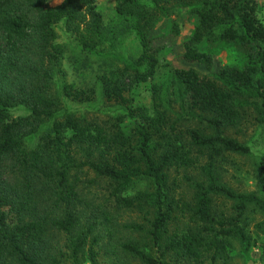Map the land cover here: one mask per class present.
Segmentation results:
<instances>
[{
  "label": "trees",
  "instance_id": "16d2710c",
  "mask_svg": "<svg viewBox=\"0 0 264 264\" xmlns=\"http://www.w3.org/2000/svg\"><path fill=\"white\" fill-rule=\"evenodd\" d=\"M180 9L196 24L163 62L158 24ZM221 43L241 65L213 63L204 47ZM244 121L264 138V0H114L108 23L97 0H0V264L264 248V151L252 189L220 173L252 155L228 135Z\"/></svg>",
  "mask_w": 264,
  "mask_h": 264
},
{
  "label": "rangeland",
  "instance_id": "374dc122",
  "mask_svg": "<svg viewBox=\"0 0 264 264\" xmlns=\"http://www.w3.org/2000/svg\"><path fill=\"white\" fill-rule=\"evenodd\" d=\"M58 2L59 0H47L48 5L56 4ZM97 6L103 15L105 23H108L114 16V0H97ZM195 24V18L188 9H180L173 16L165 18L162 23L160 21L158 24L160 30L155 44L157 42L158 47L160 48L159 52L163 62L171 61L182 54L183 41L189 37ZM57 30L60 40H66V34L61 25L58 26ZM124 46L126 49L130 50L135 46V43L131 38H126L124 40ZM204 52L210 54L214 59L213 63L216 62L219 65L239 66L242 63L241 56L230 44L221 43L208 47L205 46ZM64 68L69 81L77 77L70 64L64 62ZM145 88L146 87H142L141 92L142 95H144V101L146 102L147 89ZM92 106L93 105H91V107ZM101 107L104 109L105 106ZM228 135L248 144L252 155L249 157L231 156L227 163L223 164L222 171L220 172L222 179L234 188L250 190L254 184L252 176L253 157L264 151L263 135L260 129L246 121H244L240 127L230 129ZM232 254L233 258L229 261L230 264H264V248L261 241L247 252H242L241 254L233 252ZM101 264L135 263L126 257H113L107 254L103 256ZM220 264H223L222 261Z\"/></svg>",
  "mask_w": 264,
  "mask_h": 264
}]
</instances>
